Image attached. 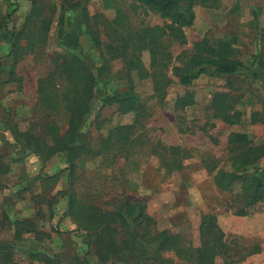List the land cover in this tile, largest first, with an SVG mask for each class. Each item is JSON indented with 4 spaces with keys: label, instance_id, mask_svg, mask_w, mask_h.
<instances>
[{
    "label": "rangeland",
    "instance_id": "rangeland-1",
    "mask_svg": "<svg viewBox=\"0 0 264 264\" xmlns=\"http://www.w3.org/2000/svg\"><path fill=\"white\" fill-rule=\"evenodd\" d=\"M78 2L96 25L103 42L99 49L88 41L72 8ZM194 9L185 43L168 34L161 38L170 55L165 72L172 80L162 97L155 93L152 77L140 75L151 70L150 51L140 53L144 71L138 72L130 69L131 48L127 53L113 48L146 28L168 30L170 21L160 13L137 0H0V240L12 246L8 264H46L34 259L33 251L58 253L68 264L83 263L86 257L94 264H126L122 257L89 246L93 237L66 215L64 153L44 160L31 151L22 134L32 129L44 135L42 129L52 114L41 107L38 89L50 71L56 69L57 75L54 60L61 54L88 55L93 63L98 59L109 91L133 89L138 95L137 113L120 111L118 103L94 102L83 127L94 153L78 160L79 195L105 207L124 195L145 200L158 229L181 232L195 246L200 244L203 214H216L227 252L244 255L260 249L237 262H230L227 255L217 257L216 264H264V201L246 215L235 214L229 207L231 193L217 189L211 170L230 167L232 132L247 133L253 145L264 142V68L256 60L258 54L264 60V0H200ZM6 33H13L17 43L14 53ZM206 37L212 42L235 39L237 56L260 75L254 77L251 70L205 73L189 84L180 83L177 56L192 52L194 44ZM230 90L235 107L244 112L239 124L224 122L211 107L215 93ZM187 93H193L195 102L183 107L180 100ZM127 123L136 124L129 152L97 153L101 138ZM174 158L181 161L180 169L170 168ZM23 220L29 221V229L18 236L15 227ZM126 262L134 264L135 258ZM0 264H6L4 259Z\"/></svg>",
    "mask_w": 264,
    "mask_h": 264
},
{
    "label": "trees",
    "instance_id": "trees-1",
    "mask_svg": "<svg viewBox=\"0 0 264 264\" xmlns=\"http://www.w3.org/2000/svg\"><path fill=\"white\" fill-rule=\"evenodd\" d=\"M137 1L167 18L170 21L168 30L165 27L146 28L130 36L129 39L124 38L122 45H114L113 48H121L124 53L129 52L131 48L130 69H136L138 72L144 71L140 53L149 50L151 70L140 75H150L155 93L164 97L166 87L172 80L165 72L170 55L162 45L161 38L168 34L185 43L187 41L185 28L193 24L194 6L200 0ZM66 6L67 4H64L62 8L65 9ZM72 6L85 26L83 31L90 37L88 41L92 46L101 48L103 42L95 29L96 25L90 22L84 5L78 2ZM6 34L5 36H8V33ZM8 39L12 42L11 53H14L17 43L13 40V33ZM234 41L235 39H222L212 42L206 37L194 44L192 52L188 50L181 52L177 56L178 63L175 66L179 82L189 84L205 73L233 75L240 71H250L251 67L237 56ZM101 57L105 58L104 55ZM256 58L260 68L263 69L262 54H258ZM54 61L58 68L57 75L54 76L56 69L50 71L41 79L38 89V101L41 107L52 114L42 129L44 135L32 129L22 134L25 135L27 146L31 151L44 160L57 152L64 153L66 157L64 170L68 172V188L65 190L68 206L65 213L73 219L77 229L84 230L93 237L89 246H96L97 252L105 250L109 254L122 257L121 260L126 264L131 256L135 258L134 264H150L157 261L166 264H216L217 257L223 255L232 258L230 262H237L248 254L260 250L256 247L255 250L244 255L237 250L232 253V249L227 252L224 249L226 244L224 233L220 231L217 215L213 213L203 214L199 231L200 244L195 246L181 232L158 229L155 219L147 211L145 200L124 195L113 202L114 206L105 207L94 200L81 197L75 187L79 177L78 160L94 153L91 142L83 137V127L92 112L94 102L102 100L103 105L118 103L120 111L137 113L139 112L138 95L133 89L123 92L109 91L103 82V68L97 63L98 59L93 63L88 55L81 58L77 55L68 57L61 54ZM250 74L258 77L260 72L251 70ZM59 79L62 80L61 84L56 82ZM194 102L193 93H187L180 100L183 107ZM235 102L236 97L231 90L220 91L214 94L211 107L224 122L239 124L243 122L244 112L235 107ZM253 120H257L255 115ZM135 128V123L111 128L101 138L97 153L118 150L129 152L133 146L132 136ZM228 140L230 167L228 169L211 167L214 172V184L220 191L231 193L229 207L235 214L246 215L250 208L264 201V142L253 145L247 133L237 131L232 132ZM169 162L173 170L182 167L178 159H170ZM28 223V220L17 222L15 229L18 236L29 229ZM11 248L8 243L0 240V256H2L0 260L4 259L6 264L11 260ZM31 256L43 260L46 264H68L58 253L33 251ZM176 259L178 261H175ZM84 260L83 263L78 264H94L87 257Z\"/></svg>",
    "mask_w": 264,
    "mask_h": 264
}]
</instances>
